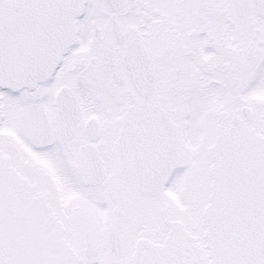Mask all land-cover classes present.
Listing matches in <instances>:
<instances>
[{
    "label": "snow or ice",
    "instance_id": "6c2138e0",
    "mask_svg": "<svg viewBox=\"0 0 264 264\" xmlns=\"http://www.w3.org/2000/svg\"><path fill=\"white\" fill-rule=\"evenodd\" d=\"M0 264H264V0H0Z\"/></svg>",
    "mask_w": 264,
    "mask_h": 264
}]
</instances>
